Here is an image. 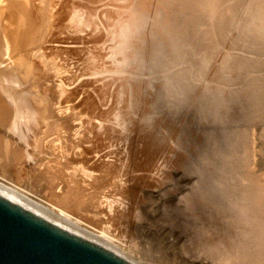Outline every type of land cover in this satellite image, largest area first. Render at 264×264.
Here are the masks:
<instances>
[{
	"label": "rangeland",
	"instance_id": "rangeland-1",
	"mask_svg": "<svg viewBox=\"0 0 264 264\" xmlns=\"http://www.w3.org/2000/svg\"><path fill=\"white\" fill-rule=\"evenodd\" d=\"M17 1L1 182L138 264H264V0Z\"/></svg>",
	"mask_w": 264,
	"mask_h": 264
},
{
	"label": "water",
	"instance_id": "water-1",
	"mask_svg": "<svg viewBox=\"0 0 264 264\" xmlns=\"http://www.w3.org/2000/svg\"><path fill=\"white\" fill-rule=\"evenodd\" d=\"M0 264H133L0 196Z\"/></svg>",
	"mask_w": 264,
	"mask_h": 264
},
{
	"label": "bare ground",
	"instance_id": "bare-ground-1",
	"mask_svg": "<svg viewBox=\"0 0 264 264\" xmlns=\"http://www.w3.org/2000/svg\"><path fill=\"white\" fill-rule=\"evenodd\" d=\"M18 1L17 0H0V20L2 19V17H4V14L6 15V13L7 12H14L13 10H14V8H13V10L12 9H10V6H12V4H14V5H16V3H17ZM17 9V8H16ZM15 9V10H16ZM15 12H17L18 13V10L17 11H15ZM13 14V13H12ZM11 19V18H10ZM29 20V19H28ZM3 23H5V22H3ZM13 27V26H12ZM35 27V26H34ZM7 28V27H6ZM14 28V27H13ZM30 32V31H29ZM23 33V32H22ZM4 34V33H3ZM14 34V33H13ZM4 41V40H3ZM18 41V40H17ZM10 46V45H9ZM19 46V45H18ZM18 46H17V48H18ZM15 48H16V46H14ZM13 47V48H14ZM21 48V47H20ZM8 89V88H7ZM15 89H17L16 87H15ZM20 94V93H19ZM17 97V96H16ZM18 97H20V99H21V96H18ZM15 99V98H14ZM18 99V98H17ZM15 101V100H14ZM13 104H14V102H13ZM2 108V107H1ZM40 112V111H39ZM17 123V122H16ZM37 124V123H36ZM33 129V128H32ZM36 131V130H35ZM39 131V130H38ZM37 132V131H36ZM35 132V133H36ZM33 134H34V132H33ZM33 137H34V135H33ZM2 139V138H1ZM48 140V139H47ZM1 143H3L2 141H1ZM6 145V144H5ZM9 146V145H8ZM14 157V156H13ZM1 169V168H0ZM4 169V168H3ZM0 196H2V197H4V198H6V199H8L9 201H11L12 203H14V204H16V205H18V206H20V207H22V208H24V209H26V210H29V211H31V212H33V213H35L36 215H38V216H40V217H42L43 219H45V220H47V221H49L50 223H52V224H54V225H56V226H58V227H60L61 229H64V230H66V231H68V232H70V233H73V234H76V235H78V236H80V237H82V238H84V239H86V240H88V241H90V242H93V243H95V244H97V245H99V246H101V247H103V248H105V249H107V250H109V251H111V252H113L114 254H116V255H118V256H120V257H122V258H124V259H126V260H128V261H130L131 263H133V264H138L137 262H135V261H133V260H131V259H129V258H126V257H124V254L123 253H117L116 252V249L115 248H113L114 250H112V248L110 249V248H108V245H106V246H104V243H105V241H104V243H103V241L102 240H100L99 242H96V241H94V240H90L91 238H94V237H91V235H90V239H88L87 237H84V236H82V235H80V231H79V229H77L78 231H79V234H78V232L76 233V232H74L73 230H74V228L72 229V227H70L67 223H68V221H70L71 219H73V217H69V218H67V215H66V218L63 216V215H61V214H59V215H57V216H60L59 218H61V219H59V218H56L57 216H55L54 217V219L55 220H57V221H59L60 222V224H58V222H53V220H50L49 219V217L48 218H46V216L44 215H41V214H39L40 213V211H39V209L41 210V208H37L38 209V211H37V209H36V212L35 211H33L31 208H29L28 206H30L31 205V203H30V205H28L29 204V200H28V203H27V197H26V195H24L22 192H21V190H19V189H16V188H13V187H11V186H9L8 184H5V183H2L1 182V180H0ZM23 196L26 198L25 200H23V199H21V197L23 198ZM14 197H18V198H14ZM25 201H26V206H25ZM19 202V203H18ZM24 205H23V204ZM39 204V203H38ZM47 204V203H46ZM88 204V203H87ZM37 205V204H36ZM89 205H91V204H89ZM32 206H34V205H31V207ZM39 206H41L40 204H39ZM47 206V205H46ZM92 206V205H91ZM94 206V205H93ZM36 207V206H35ZM51 213H54V212H58V211H56V209H48ZM45 211V210H44ZM39 212V213H38ZM43 212V211H42ZM50 212H49V214H50ZM44 213V212H43ZM62 213V212H61ZM48 214V216H50ZM56 214H58V213H56ZM63 214V213H62ZM110 215V214H109ZM54 215H52V217H53ZM51 217V216H50ZM51 217V219H53ZM54 220V221H55ZM76 219H74L73 220V222L75 221ZM72 221V220H71ZM135 223H132V225L130 224V226L134 229V233H135V231H138L140 228L142 229V224L143 223H145V221H146V218L144 217V216H139L138 218H137V220H133ZM140 222H143V223H141V224H139ZM70 224V223H69ZM76 224V223H75ZM75 224H74V226L73 225H71V226H73V227H75ZM78 226V225H77ZM129 227V226H128ZM77 228V227H76ZM75 228V229H76ZM79 228H81V227H79ZM83 228H85V227H83ZM72 229V230H71ZM85 230H86V228H85ZM87 230H88V228H87ZM90 230V229H89ZM88 230V231H89ZM76 231V230H75ZM81 231H82V229H81ZM83 232V231H82ZM81 232V233H82ZM86 233V232H85ZM89 233V232H88ZM133 233V232H132ZM87 234V233H86ZM89 234H91V233H89ZM97 234H99L100 236H102L101 235V233H97ZM137 234V233H136ZM93 235V234H92ZM94 235H96L95 233H94ZM132 235V234H131ZM135 235V234H134ZM98 235H96L95 237H97ZM100 236H98V237H100ZM104 236V235H103ZM107 237V236H106ZM104 238V240H105V236L103 237ZM133 238H135L136 239V236H134ZM97 239H101V238H97ZM102 241V242H101ZM107 241H108V239H107ZM106 241V242H107ZM101 242V243H100ZM109 242V241H108ZM115 242V241H114ZM137 242V241H136ZM103 243V244H102ZM116 244H118L117 242H115ZM109 245H110V243H109ZM112 245H113V243H112ZM115 245V244H114ZM119 245H121V243H119ZM111 246V245H110ZM115 247V246H114ZM120 247V246H119ZM123 247V246H122ZM135 247V246H134ZM118 249V248H117ZM122 250V249H121ZM117 251H119V250H117ZM132 252V251H131ZM122 254H123V256H122ZM126 256V255H125ZM127 256H130V255H127ZM131 258V257H130Z\"/></svg>",
	"mask_w": 264,
	"mask_h": 264
}]
</instances>
